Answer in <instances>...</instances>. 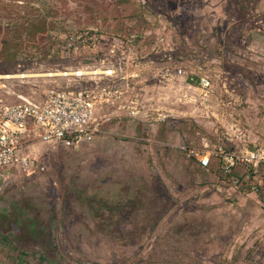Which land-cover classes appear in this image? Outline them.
<instances>
[{"label":"rangeland","instance_id":"1","mask_svg":"<svg viewBox=\"0 0 264 264\" xmlns=\"http://www.w3.org/2000/svg\"><path fill=\"white\" fill-rule=\"evenodd\" d=\"M128 45L143 117L30 148L33 169L0 194V264H264L253 179L233 186L190 152L226 143L234 119L264 144V0H0V96L85 84L78 69Z\"/></svg>","mask_w":264,"mask_h":264},{"label":"built area","instance_id":"2","mask_svg":"<svg viewBox=\"0 0 264 264\" xmlns=\"http://www.w3.org/2000/svg\"><path fill=\"white\" fill-rule=\"evenodd\" d=\"M87 33L78 36L81 43L92 40L95 45L94 37ZM116 44L123 47L125 42L119 40ZM128 49V53L121 52L118 60L102 58L98 66L78 69L76 74L85 84L51 86L40 98L22 93H15L13 100L0 96V194L13 172L28 173L33 169L35 159L30 148L36 144L78 147L105 134V123L113 118L143 117L139 97L131 92L127 76L120 73L123 64L133 57L129 45ZM110 51L114 56L115 47ZM183 72L181 67L176 69L177 74ZM2 77L5 76L0 74V87L5 86ZM197 83L206 92L213 87L208 75L199 76ZM222 135L226 143L208 148L204 153L192 149L190 152L203 168H209L214 157L220 171L236 187L243 180L235 172L245 168L243 178H252L250 189L264 199V144H250L244 128L235 119L224 126Z\"/></svg>","mask_w":264,"mask_h":264},{"label":"trees","instance_id":"3","mask_svg":"<svg viewBox=\"0 0 264 264\" xmlns=\"http://www.w3.org/2000/svg\"><path fill=\"white\" fill-rule=\"evenodd\" d=\"M243 5V17L244 16H246V11L245 10H248V5H246V4H242ZM211 166V165H210ZM235 174L240 178V180H244V178H243V173H238V170L235 172ZM225 176V175H224ZM225 177H227V176H225ZM228 179V178H227ZM229 181V180H228Z\"/></svg>","mask_w":264,"mask_h":264},{"label":"bare ground","instance_id":"4","mask_svg":"<svg viewBox=\"0 0 264 264\" xmlns=\"http://www.w3.org/2000/svg\"><path fill=\"white\" fill-rule=\"evenodd\" d=\"M5 77H9V76H5Z\"/></svg>","mask_w":264,"mask_h":264}]
</instances>
